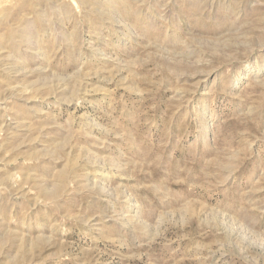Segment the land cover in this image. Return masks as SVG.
<instances>
[{
    "label": "rangeland",
    "instance_id": "obj_1",
    "mask_svg": "<svg viewBox=\"0 0 264 264\" xmlns=\"http://www.w3.org/2000/svg\"><path fill=\"white\" fill-rule=\"evenodd\" d=\"M0 264H264V0H0Z\"/></svg>",
    "mask_w": 264,
    "mask_h": 264
}]
</instances>
